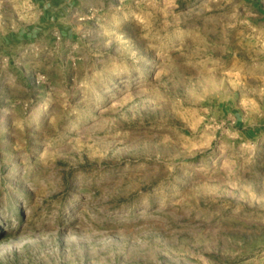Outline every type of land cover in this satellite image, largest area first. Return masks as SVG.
<instances>
[{
	"label": "rangeland",
	"instance_id": "1",
	"mask_svg": "<svg viewBox=\"0 0 264 264\" xmlns=\"http://www.w3.org/2000/svg\"><path fill=\"white\" fill-rule=\"evenodd\" d=\"M39 17L0 0V264H264V0Z\"/></svg>",
	"mask_w": 264,
	"mask_h": 264
},
{
	"label": "crops",
	"instance_id": "2",
	"mask_svg": "<svg viewBox=\"0 0 264 264\" xmlns=\"http://www.w3.org/2000/svg\"><path fill=\"white\" fill-rule=\"evenodd\" d=\"M40 10L38 25L52 27L63 37H72L74 11L83 7L86 0H30ZM71 27V28H70ZM40 28V27H37ZM23 35V34H22Z\"/></svg>",
	"mask_w": 264,
	"mask_h": 264
},
{
	"label": "trees",
	"instance_id": "3",
	"mask_svg": "<svg viewBox=\"0 0 264 264\" xmlns=\"http://www.w3.org/2000/svg\"><path fill=\"white\" fill-rule=\"evenodd\" d=\"M32 29V28H31ZM31 29L30 28H28V31H31ZM21 35V34H20ZM22 37L24 38V35H22Z\"/></svg>",
	"mask_w": 264,
	"mask_h": 264
}]
</instances>
